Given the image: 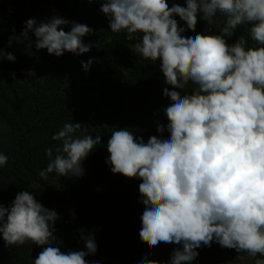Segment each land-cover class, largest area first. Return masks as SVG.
<instances>
[{"label":"clouds","instance_id":"obj_1","mask_svg":"<svg viewBox=\"0 0 264 264\" xmlns=\"http://www.w3.org/2000/svg\"><path fill=\"white\" fill-rule=\"evenodd\" d=\"M101 11L112 33L125 32L135 41V54L143 61L161 62L165 83L173 89L163 90L171 100L163 110L170 138L152 136L145 142L120 129L107 143L112 173L142 181L141 241L152 250L182 246L170 264H191L196 250L213 241L264 264L255 259L264 257V0H186V7H169L168 0H102ZM198 17L209 32L220 24L219 34L185 37L186 30L196 31ZM69 24L65 31L62 26ZM241 26H247L253 46L244 36L227 42ZM92 32L57 15L40 23L27 20L22 37L32 33L37 50L62 57L88 53L93 45L83 38ZM0 57L16 60L11 53ZM81 64L87 72L93 60ZM190 84V95L175 90ZM157 131L163 136L165 127ZM51 140L58 143L45 149L48 163L39 171L44 180L50 173L82 178L83 162L101 144L100 135L93 138L87 126L73 122L64 123ZM7 162L0 153V166ZM58 219L29 191L18 193L10 207L0 204V234L7 246L47 245L34 264H88L86 257L98 250L94 233L79 229L86 250L62 252L54 235ZM141 264L159 262L146 256Z\"/></svg>","mask_w":264,"mask_h":264},{"label":"trees","instance_id":"obj_2","mask_svg":"<svg viewBox=\"0 0 264 264\" xmlns=\"http://www.w3.org/2000/svg\"><path fill=\"white\" fill-rule=\"evenodd\" d=\"M9 1L0 0V52L14 54L16 60L0 57V153L8 156L7 164L0 166V204L10 207L18 193L29 191L44 207L55 210L59 219L54 235L65 253L86 250L79 229L94 233L98 250L86 257L88 264H141L146 256L170 264L173 251L182 246L161 244L152 250L140 239L145 208L140 202L142 181L113 174L106 162L113 130L132 131L145 142L152 136L170 138L163 110L171 100L163 90L173 89L165 83L161 62L143 61L135 54V41L127 40L125 32H111L101 11L102 0H31L29 10L19 15L12 13ZM168 3L186 7V0ZM57 15L93 30L83 38L93 45L88 53L56 57L46 49L37 50L32 33L27 40L22 37L27 20L40 23ZM174 18L186 28L178 16ZM62 27L70 31L71 24ZM208 27L198 17L196 31L186 30L183 35L219 34L221 25L212 32ZM240 36L253 46L247 26L239 27L227 42L234 44ZM89 59L93 64L85 72L81 61ZM193 88L190 84L175 90L184 96ZM66 122L87 126L93 138L101 136V144L83 162L82 178L50 173L44 180L39 171L48 163L45 149L57 145L51 137ZM160 125L165 127L163 136L157 131ZM43 247L32 242L9 247L0 234V264H33ZM196 251L199 255L191 264H255L246 252L214 241Z\"/></svg>","mask_w":264,"mask_h":264},{"label":"rangeland","instance_id":"obj_3","mask_svg":"<svg viewBox=\"0 0 264 264\" xmlns=\"http://www.w3.org/2000/svg\"><path fill=\"white\" fill-rule=\"evenodd\" d=\"M31 0H10L9 4L12 8V13L15 15H19L23 13L24 11H28L30 7ZM5 24H8L7 22ZM6 28L9 29V26L6 25ZM55 182H52V184ZM58 189H60V186H58ZM34 264V262H33Z\"/></svg>","mask_w":264,"mask_h":264}]
</instances>
